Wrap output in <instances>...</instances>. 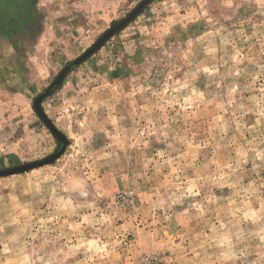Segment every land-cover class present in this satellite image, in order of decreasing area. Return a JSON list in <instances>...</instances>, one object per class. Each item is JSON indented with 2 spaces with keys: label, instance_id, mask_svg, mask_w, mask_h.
<instances>
[{
  "label": "rangeland",
  "instance_id": "obj_1",
  "mask_svg": "<svg viewBox=\"0 0 264 264\" xmlns=\"http://www.w3.org/2000/svg\"><path fill=\"white\" fill-rule=\"evenodd\" d=\"M0 264H264V0H0Z\"/></svg>",
  "mask_w": 264,
  "mask_h": 264
}]
</instances>
